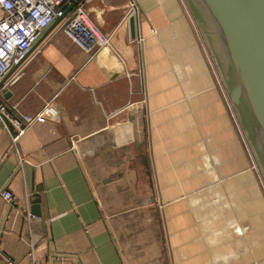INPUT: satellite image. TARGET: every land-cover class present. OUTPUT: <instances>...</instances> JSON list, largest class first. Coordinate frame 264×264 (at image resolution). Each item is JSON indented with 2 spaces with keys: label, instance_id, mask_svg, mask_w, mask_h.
I'll list each match as a JSON object with an SVG mask.
<instances>
[{
  "label": "crops",
  "instance_id": "crops-1",
  "mask_svg": "<svg viewBox=\"0 0 264 264\" xmlns=\"http://www.w3.org/2000/svg\"><path fill=\"white\" fill-rule=\"evenodd\" d=\"M81 1L110 46L53 21L0 87L58 112L15 142L0 121V264H264V182L186 1L136 0L133 37L128 0Z\"/></svg>",
  "mask_w": 264,
  "mask_h": 264
},
{
  "label": "water",
  "instance_id": "water-1",
  "mask_svg": "<svg viewBox=\"0 0 264 264\" xmlns=\"http://www.w3.org/2000/svg\"><path fill=\"white\" fill-rule=\"evenodd\" d=\"M79 1L73 0L62 10L55 17L53 27ZM185 1L197 19L198 14L202 15L212 26L221 57L218 59L224 88L264 179V0ZM128 23L133 37L134 17ZM6 78L0 80V87ZM39 201L36 197L30 202V211L36 216H41Z\"/></svg>",
  "mask_w": 264,
  "mask_h": 264
},
{
  "label": "built area",
  "instance_id": "built-area-1",
  "mask_svg": "<svg viewBox=\"0 0 264 264\" xmlns=\"http://www.w3.org/2000/svg\"><path fill=\"white\" fill-rule=\"evenodd\" d=\"M72 1L0 0V7L4 11V15L0 18V80L13 67H15L14 79L22 75L24 68L32 58L29 56V52L38 36L54 21L57 15L61 14L63 9L60 6L63 3L68 5ZM137 15H139L137 1L128 0L124 19L128 21L130 17L135 18ZM62 30L73 43L90 56L96 49L110 46L109 37L90 18L83 1L76 3L70 13L65 16ZM152 31L154 32L153 29ZM131 41L136 44L141 60L144 37L141 34L136 35ZM225 93V100L231 115L239 124L230 97L227 91ZM57 113V109L50 102L45 103L36 113L28 114L15 108L9 109L0 101V121L3 127L7 128L6 121H9L19 129L17 135L12 138L13 142L24 132L26 126L35 122H45L49 116L55 117ZM242 135L244 139V134ZM0 196L7 203L13 200L12 193L7 189H0ZM155 198L157 197L155 196ZM161 206L159 202L158 207L161 208ZM7 264L13 263L8 261Z\"/></svg>",
  "mask_w": 264,
  "mask_h": 264
},
{
  "label": "rangeland",
  "instance_id": "rangeland-1",
  "mask_svg": "<svg viewBox=\"0 0 264 264\" xmlns=\"http://www.w3.org/2000/svg\"><path fill=\"white\" fill-rule=\"evenodd\" d=\"M192 14H193V16H194V18L196 20L197 27L199 28L200 34H201V36L203 38L204 45L206 47V51L208 52V55L212 58L213 66H214V68L216 70V73H217V75L219 77V80L223 84L222 75H221V68H220V65H219L220 63H219V59H218V58H221V57L219 56V53H218V51H219L218 50V44H217V41H216L215 34H214L213 29H212V26H211L210 22L204 16L198 14L197 17L200 20L201 24H203V25H199L198 21H197L198 19L196 18L194 13H192ZM243 134H244V132H243ZM244 139H245V147L247 149L246 151H247L252 163H254L255 169L257 171H259V173L261 175V178L263 179V175H262L260 166H259V164H258V162L256 160V157L254 155V152H253L252 148L250 147L248 141L246 140L245 134H244ZM263 182H264V179H263Z\"/></svg>",
  "mask_w": 264,
  "mask_h": 264
},
{
  "label": "trees",
  "instance_id": "trees-1",
  "mask_svg": "<svg viewBox=\"0 0 264 264\" xmlns=\"http://www.w3.org/2000/svg\"><path fill=\"white\" fill-rule=\"evenodd\" d=\"M67 6L66 3H63L60 7L64 10Z\"/></svg>",
  "mask_w": 264,
  "mask_h": 264
}]
</instances>
